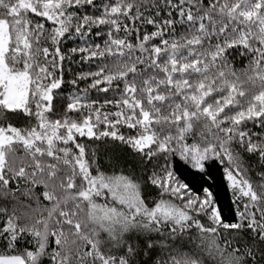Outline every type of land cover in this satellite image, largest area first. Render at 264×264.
I'll return each instance as SVG.
<instances>
[{
  "label": "snow or ice",
  "instance_id": "1",
  "mask_svg": "<svg viewBox=\"0 0 264 264\" xmlns=\"http://www.w3.org/2000/svg\"><path fill=\"white\" fill-rule=\"evenodd\" d=\"M0 264H264V0H0Z\"/></svg>",
  "mask_w": 264,
  "mask_h": 264
},
{
  "label": "trees",
  "instance_id": "2",
  "mask_svg": "<svg viewBox=\"0 0 264 264\" xmlns=\"http://www.w3.org/2000/svg\"><path fill=\"white\" fill-rule=\"evenodd\" d=\"M68 77H66L67 79ZM81 87H84L83 84L80 85ZM255 161H252V164L255 165ZM221 201L222 203L227 207L231 203V192L230 191H223L221 190Z\"/></svg>",
  "mask_w": 264,
  "mask_h": 264
}]
</instances>
